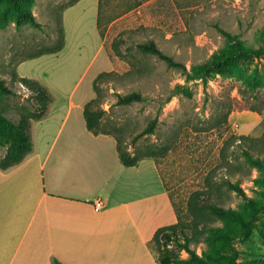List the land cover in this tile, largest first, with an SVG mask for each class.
Segmentation results:
<instances>
[{
	"label": "rangeland",
	"instance_id": "rangeland-1",
	"mask_svg": "<svg viewBox=\"0 0 264 264\" xmlns=\"http://www.w3.org/2000/svg\"><path fill=\"white\" fill-rule=\"evenodd\" d=\"M70 1L0 0V79L12 92L0 93V112L18 123L22 111L37 107L32 92L13 80L14 73L45 79L65 98L74 92L75 104L84 94L88 95L86 104L96 97L94 81L99 74L113 73L98 82L105 129L115 139L121 138L132 154L146 153L150 148L157 153L155 159L143 160L138 172L128 175V179L138 177L137 188L126 183L115 198H138L143 210V214L136 215L139 224L142 217L154 227L177 223L178 211L184 219H191L187 203L196 191L208 190L202 197L207 203L246 214L254 206L258 213L249 232L241 233L232 244L239 253L237 264H264V171L250 168L243 154L249 150L264 158V56L242 57L204 82L187 81L181 71L140 49L154 41L166 55L190 69L231 48L219 28L264 49V0H99V7L98 0H81L66 8ZM63 35L65 46L61 52L17 65L41 48L56 47ZM179 84L192 91V98L172 96ZM132 92L141 93L145 100L117 105L119 95ZM86 104L74 108L51 152L46 174L51 162L63 157L62 143L69 129L85 130L81 111ZM77 110L81 126L76 124ZM155 118V133L138 138ZM61 124L59 121L52 132L49 145ZM241 136L261 142L255 146ZM113 140L98 145L82 142L79 152L84 155H66L64 162H121ZM49 148L40 150V161ZM6 150L0 146V159ZM226 180L238 182L248 198L223 187ZM163 185L174 203L172 211L156 200ZM139 224L128 221L125 227L141 241L137 235ZM224 224L216 221L210 225ZM228 224L237 226L233 221ZM206 232L191 245L198 257L217 262L221 256L231 254L228 241L214 238L213 247ZM148 247L153 258L142 264H159V247L152 240ZM190 258L189 253H180L181 260Z\"/></svg>",
	"mask_w": 264,
	"mask_h": 264
},
{
	"label": "crops",
	"instance_id": "crops-1",
	"mask_svg": "<svg viewBox=\"0 0 264 264\" xmlns=\"http://www.w3.org/2000/svg\"><path fill=\"white\" fill-rule=\"evenodd\" d=\"M99 48L101 51L102 45ZM35 78L51 92L53 102L48 115L31 124V156L28 154L22 163L8 170L0 169V264H54L56 260L62 264L150 262L153 256L148 243L161 227L150 225L142 217L139 224L136 215L143 214V210L139 208L138 198L130 201L115 198L126 183L137 188L138 177L128 179V175L138 172L143 160L134 167H126L122 162H64L66 155H84L79 152L82 142L98 145L114 139L117 147L112 135L96 136L85 122V130L69 129L62 143L63 157L51 162L46 174L45 168L64 126L74 108L86 104L88 95L84 94L75 104L74 92L62 97L45 79ZM76 113V124L81 126L80 113L78 110ZM59 121L62 124L49 145ZM48 146L47 155L40 161V150ZM158 197L157 202L172 211L165 187ZM98 199L105 205L99 212L94 208ZM128 221L135 226L139 224L137 235L141 241L126 231Z\"/></svg>",
	"mask_w": 264,
	"mask_h": 264
},
{
	"label": "trees",
	"instance_id": "trees-1",
	"mask_svg": "<svg viewBox=\"0 0 264 264\" xmlns=\"http://www.w3.org/2000/svg\"><path fill=\"white\" fill-rule=\"evenodd\" d=\"M80 0H71L66 8L73 7ZM13 6L18 9L17 3L14 2ZM34 23V20L32 18ZM219 32L226 38L227 43L231 47L230 49H224L221 53L212 61L193 65L190 69L181 63L176 61L173 57L166 55L154 42H148L140 46L143 53L156 56L158 59L164 61L169 68H173L181 71L186 77L187 81L202 80L208 82L215 74V72L225 66H229L235 63L242 57L264 56V49H257L252 45H249L246 41L242 40L240 36L233 35L230 32L219 28ZM65 46V38H61L56 47H44L39 51L28 55L26 58L20 60L17 65L27 61L42 57L44 55L57 54L63 50ZM113 73L103 72L98 75L94 81V91L96 97L88 102L83 111V115L86 122L87 129L94 135H111V132L105 129L104 115L105 110L100 108L101 94L98 88V82L105 77H109ZM13 80L21 83L29 91L32 92L33 98L37 101V107L34 111L25 109L21 112L18 123L13 122L11 119L6 118L2 112H0V146L7 147L5 155L0 159V169L8 170L16 165L22 163L27 155L32 150V141L30 136V128L32 121H38L44 119L50 110V106L53 102V95L51 92L38 80L20 77L16 73L13 74ZM0 93L2 95L11 94V90L6 86L5 82L0 79ZM184 95L188 98H192V91L185 85H177L173 90L172 96ZM171 97L168 99L170 101ZM145 98L141 93L132 92L127 95H119L117 105H131L133 103L143 102ZM158 124V118L152 120L147 128L138 135L139 137L151 135L155 133ZM243 141H250L255 146H259L260 139L250 138L248 136H241ZM117 150L119 153L122 164L126 167L137 166L142 160L147 158L155 159L157 153L153 148H150L146 153H134L132 154L127 148L124 147L121 138H116ZM166 148H164L165 151ZM245 162L250 168H256L260 171H264V158L260 154H254L249 150H244ZM223 187L230 192H235L239 197L247 199L246 192L241 185L237 182H231L226 180L223 183ZM206 191L194 192L187 203L188 214L191 219H184L180 212H177V223L165 227L159 228L152 241L157 244L160 249V257L158 258L159 264H189L195 262L196 264H237L239 253L233 246L234 239L240 237V234H247L250 227L253 225V221L258 213V210L251 207V212L246 214L242 211H238L233 208H225L216 203H207L203 200V196L207 194ZM171 203L174 205L172 198L169 194ZM216 221L225 222L222 227H213L210 224ZM228 221L237 223L235 228H232ZM209 232L211 239L209 243L213 247V240L225 239L228 241V247L231 254L221 256L217 262H209L204 258H200L194 251L191 250V245L195 243L199 235H204ZM215 238V239H214ZM213 239V240H212ZM187 252L191 258L188 261L180 259L181 252ZM54 264H62L59 261H55Z\"/></svg>",
	"mask_w": 264,
	"mask_h": 264
},
{
	"label": "built area",
	"instance_id": "built-area-1",
	"mask_svg": "<svg viewBox=\"0 0 264 264\" xmlns=\"http://www.w3.org/2000/svg\"><path fill=\"white\" fill-rule=\"evenodd\" d=\"M104 202L101 199H98L94 202V208L97 212L101 211L104 208Z\"/></svg>",
	"mask_w": 264,
	"mask_h": 264
}]
</instances>
